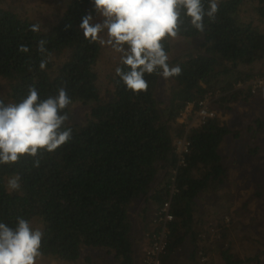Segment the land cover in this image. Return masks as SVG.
<instances>
[{
    "label": "trees",
    "instance_id": "16d2710c",
    "mask_svg": "<svg viewBox=\"0 0 264 264\" xmlns=\"http://www.w3.org/2000/svg\"><path fill=\"white\" fill-rule=\"evenodd\" d=\"M202 3L209 7V0ZM59 4L60 11L47 6L53 10L51 22L41 23L0 0V101L21 102L29 86L40 100L61 88L71 100L61 112L68 116L63 125L71 129L68 142L0 164V222L15 228L19 217L41 229L40 256L63 264H137L153 212L170 196L176 142L185 135L189 146L174 181L178 191L171 196L168 253L180 254L188 237L195 251L203 250L208 237L200 233L211 221L221 227L218 245L226 264H264L263 238L256 237L258 252H230L234 236L223 220L229 205L220 204L222 212L215 215L220 209L215 203L229 195V170L236 166L253 168L251 196L264 197V84L253 90L245 82L264 74V0H218L215 19L204 17L203 32L182 12L177 35L161 41L167 63L179 66L181 74L145 73L147 91L138 93L116 74L117 67L129 70L121 54L113 48L116 59H103L105 44L90 43L79 28L88 13L93 22H102L93 0ZM33 24L40 26L38 32L30 30ZM99 36L107 40V29ZM41 39L45 53L37 48ZM20 45L28 51H19ZM42 60L47 61L43 69ZM238 79L243 86H236ZM207 95L212 109L232 118L179 120L187 101ZM236 102L248 106L244 113ZM193 117L189 112L187 118ZM16 175L20 188L13 191L7 178Z\"/></svg>",
    "mask_w": 264,
    "mask_h": 264
},
{
    "label": "clouds",
    "instance_id": "9594fccd",
    "mask_svg": "<svg viewBox=\"0 0 264 264\" xmlns=\"http://www.w3.org/2000/svg\"><path fill=\"white\" fill-rule=\"evenodd\" d=\"M93 4L103 17L102 22H93L88 13L82 16L79 28L90 43L99 40L121 54V61L129 70L117 67L116 74L136 93L147 91L145 73L158 72L163 78L181 74L179 66L170 67L167 63L169 57L161 43L165 36L177 35L181 13L203 32L204 17L214 20L218 11V0H209L207 9L202 0H93ZM39 27L33 24L30 30L38 32ZM105 29L107 41L99 36ZM45 44L43 39L38 41L40 53L47 51ZM19 51L27 52L28 48L20 45ZM46 63L40 62L41 69ZM70 103L64 88L58 90V95L40 100L34 86H29L28 95L19 103L0 101V164L14 163L24 154L35 157L38 149L51 152L68 142L71 129L63 128L68 116L61 112ZM35 165H39V160ZM8 188L19 190V175L8 180ZM42 237L43 231L33 229L24 218H17L15 228L0 222V264H36Z\"/></svg>",
    "mask_w": 264,
    "mask_h": 264
},
{
    "label": "rangeland",
    "instance_id": "374dc122",
    "mask_svg": "<svg viewBox=\"0 0 264 264\" xmlns=\"http://www.w3.org/2000/svg\"><path fill=\"white\" fill-rule=\"evenodd\" d=\"M5 3L10 5L12 8L15 6L21 13H29L30 17L38 20L39 22L46 21L51 22L49 19L51 12L59 8V11L62 9V5L59 4V0H3ZM62 4V2H61ZM9 6V7H10ZM53 8L52 11H48L46 8ZM98 20H103V17L99 14ZM107 36V35H106ZM107 41V40H105ZM106 50L103 51V59L112 61L116 59V55L112 53L113 47L105 43ZM2 82V81H1ZM236 104V108L241 112H245L247 107L243 103H233ZM189 115V114H188ZM187 115V116H188ZM216 115L221 120H229L232 118L230 113H221L216 111ZM179 117V116H178ZM181 121L187 122L189 124H200L198 118L188 119L187 117L182 116ZM252 167H247V169L241 170L239 166H236L229 170V181L227 185L229 187V195L224 196L219 199L215 205L219 207L220 204L226 203L229 205L228 215H224V225L229 228L228 234L234 236V242L230 240L229 251L238 252V253H251L252 249L254 252H258L261 245L256 242V237L261 236L264 241V197L258 198L257 196H251L254 190V182L252 176L250 175V170ZM10 178H7L9 180ZM8 185V181H7ZM208 203V200H207ZM206 207L205 205H203ZM222 207V206H221ZM220 208V207H219ZM244 209V210H243ZM219 210V211H218ZM215 215L216 217L222 212V209H218ZM243 210V211H242ZM251 223H254L250 226ZM231 227V228H230ZM220 230V228H218ZM221 231V230H220ZM248 238V239H245ZM228 241V240H227ZM229 243V242H228ZM204 250L208 253L214 251L215 257H210V262L212 264H226V259L221 257L220 249L222 247L218 245V241L206 239L203 243ZM231 245H234L233 248ZM226 248V249H227ZM211 254V253H210ZM253 254V253H252ZM167 255V254H165ZM165 255L162 257L165 258ZM218 256V257H217ZM214 258V259H213ZM36 264H63L60 259L39 256L36 259ZM69 264V263H65ZM72 264H83V260L78 263ZM246 264H250L247 262Z\"/></svg>",
    "mask_w": 264,
    "mask_h": 264
},
{
    "label": "built area",
    "instance_id": "2783aa9c",
    "mask_svg": "<svg viewBox=\"0 0 264 264\" xmlns=\"http://www.w3.org/2000/svg\"><path fill=\"white\" fill-rule=\"evenodd\" d=\"M243 80L238 79L236 86H243ZM247 84H251L253 90L264 84V74L252 75L245 81ZM197 102V104H196ZM189 112H194V119L198 118L199 123L204 122L207 118L215 116L216 111L209 105V96H204L199 99H190L186 102L184 108L179 112V120L181 121L182 116L188 117ZM189 141L186 136H182L176 142V151L178 152V159L176 166L171 171V189L170 196L167 198L158 209L153 212L152 215V226L145 233L146 238L149 240V244L144 250V254L141 257V264H165L162 257L168 253V242L171 238V222L174 219V215L171 211V196L175 194L178 189L174 183L177 170L179 166L186 165L185 153L188 150ZM209 229L204 233H200L202 237L209 240H216L221 238V227H215L213 222L209 221ZM220 228V230L218 229ZM203 249V248H202ZM201 262H207L209 256L206 251H197Z\"/></svg>",
    "mask_w": 264,
    "mask_h": 264
},
{
    "label": "crops",
    "instance_id": "0c3cea01",
    "mask_svg": "<svg viewBox=\"0 0 264 264\" xmlns=\"http://www.w3.org/2000/svg\"><path fill=\"white\" fill-rule=\"evenodd\" d=\"M151 226H152V223L150 224V228H151ZM148 244H149V240L145 236L141 242L140 257L137 261V264H141V257L144 254V250L146 249ZM192 253H194L195 259L191 258ZM210 257H212V256H209V260L207 262H201L200 258L198 256L197 250L195 251V249L193 248V245L191 243V240L188 237V238H186V240L183 243V250L181 251V253L178 254L177 252H173V251L169 252V253H167V255H165L166 259L163 258V262L165 264H210L211 263ZM214 257H215V254H214Z\"/></svg>",
    "mask_w": 264,
    "mask_h": 264
}]
</instances>
